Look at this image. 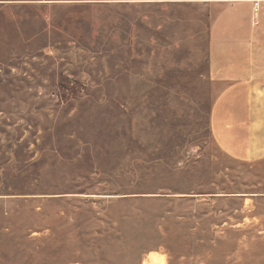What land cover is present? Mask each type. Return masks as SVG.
I'll use <instances>...</instances> for the list:
<instances>
[{
    "label": "rangeland",
    "instance_id": "rangeland-1",
    "mask_svg": "<svg viewBox=\"0 0 264 264\" xmlns=\"http://www.w3.org/2000/svg\"><path fill=\"white\" fill-rule=\"evenodd\" d=\"M219 3L0 0V264H264V162L209 126Z\"/></svg>",
    "mask_w": 264,
    "mask_h": 264
},
{
    "label": "crops",
    "instance_id": "crops-1",
    "mask_svg": "<svg viewBox=\"0 0 264 264\" xmlns=\"http://www.w3.org/2000/svg\"><path fill=\"white\" fill-rule=\"evenodd\" d=\"M220 0L208 54L218 89L209 126L215 144L242 162H264V0Z\"/></svg>",
    "mask_w": 264,
    "mask_h": 264
},
{
    "label": "bare ground",
    "instance_id": "bare-ground-1",
    "mask_svg": "<svg viewBox=\"0 0 264 264\" xmlns=\"http://www.w3.org/2000/svg\"><path fill=\"white\" fill-rule=\"evenodd\" d=\"M148 264H164V258L155 254H150V261Z\"/></svg>",
    "mask_w": 264,
    "mask_h": 264
},
{
    "label": "built area",
    "instance_id": "built-area-1",
    "mask_svg": "<svg viewBox=\"0 0 264 264\" xmlns=\"http://www.w3.org/2000/svg\"><path fill=\"white\" fill-rule=\"evenodd\" d=\"M254 4H255V6H257L258 5V0H255V3Z\"/></svg>",
    "mask_w": 264,
    "mask_h": 264
}]
</instances>
